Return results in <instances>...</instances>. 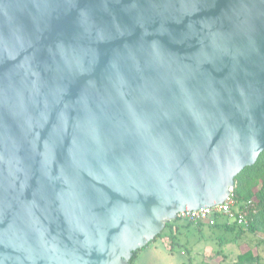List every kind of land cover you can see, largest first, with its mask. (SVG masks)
I'll return each mask as SVG.
<instances>
[{
	"label": "water",
	"instance_id": "obj_1",
	"mask_svg": "<svg viewBox=\"0 0 264 264\" xmlns=\"http://www.w3.org/2000/svg\"><path fill=\"white\" fill-rule=\"evenodd\" d=\"M264 149V0H0V264H128Z\"/></svg>",
	"mask_w": 264,
	"mask_h": 264
},
{
	"label": "trees",
	"instance_id": "obj_2",
	"mask_svg": "<svg viewBox=\"0 0 264 264\" xmlns=\"http://www.w3.org/2000/svg\"><path fill=\"white\" fill-rule=\"evenodd\" d=\"M232 199L236 203H248L246 210L247 226L241 228L236 224L229 223L221 215L214 216V224L209 225L202 222H190L179 217L169 221L155 238H166L168 246L172 250L173 245H187L185 253H190L192 246L200 241L212 239L215 230L223 234H230L232 242H237L243 235L264 234V149L259 153L256 161L251 165L244 167L234 178V185L231 190ZM194 237V241L189 244V238ZM154 238V239H155ZM219 239V237H216ZM153 239V240H154ZM140 250V249H139ZM138 250L133 252L128 264H134L137 258ZM234 264H260L258 256L246 251L236 256Z\"/></svg>",
	"mask_w": 264,
	"mask_h": 264
},
{
	"label": "rangeland",
	"instance_id": "obj_3",
	"mask_svg": "<svg viewBox=\"0 0 264 264\" xmlns=\"http://www.w3.org/2000/svg\"><path fill=\"white\" fill-rule=\"evenodd\" d=\"M216 237H219L216 238ZM230 234L215 230L212 239L200 241L192 246L190 253H185V245L168 246L166 238H155L138 250L134 264H234L236 256L246 251L258 256L264 264V234H245L237 242H232ZM194 237L189 238V244Z\"/></svg>",
	"mask_w": 264,
	"mask_h": 264
},
{
	"label": "built area",
	"instance_id": "obj_4",
	"mask_svg": "<svg viewBox=\"0 0 264 264\" xmlns=\"http://www.w3.org/2000/svg\"><path fill=\"white\" fill-rule=\"evenodd\" d=\"M248 203H236L229 196L219 205L206 207L198 210H184L177 214V217L190 222H202L209 225L214 224V216L221 215L227 222L235 223L236 226L246 228L248 212L246 210Z\"/></svg>",
	"mask_w": 264,
	"mask_h": 264
}]
</instances>
